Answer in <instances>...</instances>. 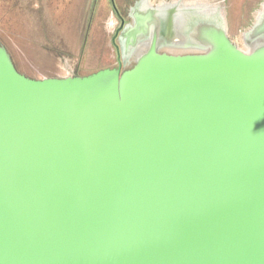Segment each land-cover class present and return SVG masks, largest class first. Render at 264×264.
<instances>
[{
	"label": "water",
	"instance_id": "water-1",
	"mask_svg": "<svg viewBox=\"0 0 264 264\" xmlns=\"http://www.w3.org/2000/svg\"><path fill=\"white\" fill-rule=\"evenodd\" d=\"M157 14L127 70L36 80L0 45V264H264V4L248 50Z\"/></svg>",
	"mask_w": 264,
	"mask_h": 264
},
{
	"label": "rangeland",
	"instance_id": "rangeland-1",
	"mask_svg": "<svg viewBox=\"0 0 264 264\" xmlns=\"http://www.w3.org/2000/svg\"><path fill=\"white\" fill-rule=\"evenodd\" d=\"M118 1L95 0L94 2L91 0L88 6L90 9L86 6V14L89 16L87 18L89 27L97 29V41L89 40L81 51L74 48L77 51L58 50L56 52L50 50L48 46V49L44 50L41 49L42 46L35 44L36 41H39L37 39H42L41 42L46 41V44H49L54 37L52 31L54 26L50 22L49 12L54 14V21L58 23L61 30L65 29L69 20L72 21L69 27H74L75 22L76 27L79 18L70 17L79 12L83 5L85 6L86 0H54L47 8L45 6L40 8L41 2L37 0H0V42L10 48L13 60L19 70L30 77L42 79L54 75L88 76L94 74L101 70V66L108 65V59L112 55L110 50L111 37L102 31V29H106V24L102 22L99 25L97 23H100L98 17L102 11L104 15H107L110 10L117 9ZM94 3L97 4H95L96 8L93 9ZM256 6V1L253 0H221L227 26L233 28L235 25H243L242 28L246 29L245 32L253 24ZM70 42L78 46L83 41L73 40ZM240 45L244 50H248V46L242 39ZM96 46L99 48L98 50L95 49ZM161 50L171 51L165 47H162ZM56 53L66 54L57 56ZM71 53H78V55Z\"/></svg>",
	"mask_w": 264,
	"mask_h": 264
},
{
	"label": "crops",
	"instance_id": "crops-1",
	"mask_svg": "<svg viewBox=\"0 0 264 264\" xmlns=\"http://www.w3.org/2000/svg\"><path fill=\"white\" fill-rule=\"evenodd\" d=\"M37 1L41 2L40 8L41 6H45L47 8L48 5L51 3V1H54V0H37ZM90 1L91 0H86L85 6L83 5V7L79 10V12H77L73 16L71 15L70 17V18L77 17V19L79 18L78 19L79 22L77 24L78 26L75 27L76 25V22H75L74 27L70 28L69 26L72 23V21L69 20L68 25L65 27L64 30H61L58 27V23H55L54 21V17H53L54 14L52 12H49L48 10L49 12L48 16L51 19L50 22L54 26L52 29L54 37L51 39V42L49 44H46V41L41 42L42 39H37L41 43L39 41H36L35 44L42 46L43 48L41 49H44V50H47L48 49L47 46H48L49 49L52 51L57 52L58 50H67L68 52V51H72L75 49H78V51H81L83 49V46L85 47L86 46L85 44L89 40L97 41L96 39L97 29L94 27H89L88 20H87L89 16H87L86 14V6L88 8V6L90 5ZM92 1L95 2V0H92ZM253 1H256V4H257L256 8L254 9V12L256 13L254 21H253L254 23L258 15V12L260 11L259 9H262L264 0H253ZM118 2H119L120 9L118 6L117 9L115 8L113 11L110 10L107 15H104L102 11V14H99V17H98L100 19V23L97 22L99 25L102 22L103 24H106V29L104 28L105 30L102 29V31L103 32L105 31L104 33L109 34L111 37V40H113L116 34L120 31V27L123 24V22H125V24L134 26L135 24L134 22L136 20L135 15H137L138 17H147L151 10H156V9L159 10V14H157V17L160 16L165 19V17L167 18V16H172L173 17L172 19H175V24L179 22V26H178L179 28L188 29L190 32H193L194 29H190V27L198 24L197 22V17H199L198 12L201 8L206 7L209 9L208 15L213 18L212 19L210 17L212 20L214 19L218 20L217 15L223 18V20L225 21V25L227 28L229 38L235 44H237L240 48L243 49V47L240 45V41L241 39L243 42L245 41L243 33L246 31V29L242 28L243 25H235L233 28L227 26L226 20L224 17V12L221 7V0H205V1H202V0H143L144 3L142 4L139 3V0H119ZM95 4L97 3H94L93 9L96 8ZM88 9H90V7ZM73 40H81L83 42L77 46L76 44L70 42ZM130 40L133 41V39H130ZM120 42H121L120 57L122 58L123 64L126 67L131 66L135 62V59L137 57L136 56L137 52L135 51V48H133L132 46H128V48L132 49L133 52L132 51L127 52V49H126L127 39H124V40L122 39V41L120 40ZM95 49L98 50L99 48H97L96 46ZM178 49L179 50L178 51L176 50L175 52L173 50L167 51V52L170 54H184L189 51L193 52L194 50L192 48L187 49L184 46ZM65 54L66 53H62V54L56 53L57 56H63ZM76 54L78 55V53H73L72 55H76ZM117 57L119 58L118 55ZM108 60H109L108 65L105 64L104 66H101V70L104 68L113 66L114 63L110 59Z\"/></svg>",
	"mask_w": 264,
	"mask_h": 264
},
{
	"label": "flooded vegetation",
	"instance_id": "flooded-vegetation-1",
	"mask_svg": "<svg viewBox=\"0 0 264 264\" xmlns=\"http://www.w3.org/2000/svg\"><path fill=\"white\" fill-rule=\"evenodd\" d=\"M139 3L140 4H142V3H144L143 2V0H139ZM209 9L208 8H206V7H203V8H201L200 10H199V15L198 16H201V15H207L209 12ZM135 18H136V20H137V18H138V16L137 15H135ZM136 20H135V22L134 23H136ZM114 42H115V44H114ZM117 42V37L116 38H114L113 40H111V48H110V50H111V56H110V60L114 63L113 64V66H110V67H108V68H116L117 66H118V63H119V59H118V57H117V55L119 56V52H118V50L119 51H121L120 50V48H118V43H116ZM179 42H178V40H175L174 39V37H170V38H168V37H165L162 41H160L159 42V49H160V51L162 52V53H164V52H166V53H168L167 51H163V50H161V48L162 47H165V48H168V49H170V50H179L178 48H181V47H183V46H179V44H178ZM247 44V43H246ZM0 45H3V46H5L6 48H7V50L9 51V53L11 54V57H12V60H13V54L11 53V51H10V48H8V46L7 45H5L4 43H2V42H0ZM140 45H142L141 43L138 45V47L135 49V51L136 52H138V51H140L141 49H143L142 48V46L140 47ZM247 45H249V44H247ZM187 49L188 48H192V49H194V51L193 52H191V51H189V52H187V51H185V52H187V53H201L202 52V50L201 49H198V48H195L194 46H187L186 47ZM115 49V50H114ZM121 55V54H120ZM118 59V60H117ZM121 61H122V58H121ZM13 63H14V65H15V67H16V69L20 72V73H22V74H24L23 72H21L20 70H19V68H18V66L16 65V63L14 62V60H13ZM123 63V62H122ZM133 65H134V63L131 65V66H128V67H126L124 64L122 65V69L123 70H127V69H130L131 67H133ZM104 69H106V68H104ZM24 75H26V74H24ZM27 77H29V78H31V79H36V80H41V79H37V78H33V77H30V76H28V75H26ZM77 76H80V75H76V74H69V75H66V76H60V75H54V76H49V77H43L42 79H44V78H66V77H77Z\"/></svg>",
	"mask_w": 264,
	"mask_h": 264
}]
</instances>
